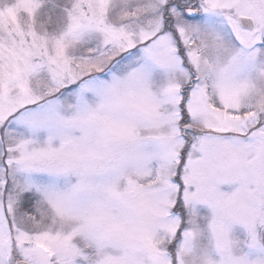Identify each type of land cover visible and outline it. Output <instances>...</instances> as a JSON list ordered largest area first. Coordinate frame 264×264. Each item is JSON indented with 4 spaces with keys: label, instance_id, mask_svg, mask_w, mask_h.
<instances>
[{
    "label": "snow or ice",
    "instance_id": "snow-or-ice-1",
    "mask_svg": "<svg viewBox=\"0 0 264 264\" xmlns=\"http://www.w3.org/2000/svg\"><path fill=\"white\" fill-rule=\"evenodd\" d=\"M0 264H264V0H0Z\"/></svg>",
    "mask_w": 264,
    "mask_h": 264
}]
</instances>
